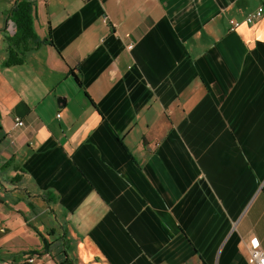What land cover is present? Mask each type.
<instances>
[{"label": "crops", "instance_id": "obj_1", "mask_svg": "<svg viewBox=\"0 0 264 264\" xmlns=\"http://www.w3.org/2000/svg\"><path fill=\"white\" fill-rule=\"evenodd\" d=\"M17 1L0 0V259L264 252V15L242 22L264 0H28L48 42L5 67Z\"/></svg>", "mask_w": 264, "mask_h": 264}, {"label": "trees", "instance_id": "obj_2", "mask_svg": "<svg viewBox=\"0 0 264 264\" xmlns=\"http://www.w3.org/2000/svg\"><path fill=\"white\" fill-rule=\"evenodd\" d=\"M33 4L28 0H18L10 12L11 21L14 24L15 31L8 39V56L2 63L3 66H13L21 64L24 61V53L17 54L10 48H20L26 51L29 44L40 45L48 40L40 41L37 39L33 29ZM33 254V253H32Z\"/></svg>", "mask_w": 264, "mask_h": 264}, {"label": "built area", "instance_id": "obj_3", "mask_svg": "<svg viewBox=\"0 0 264 264\" xmlns=\"http://www.w3.org/2000/svg\"><path fill=\"white\" fill-rule=\"evenodd\" d=\"M264 15V5L259 6L256 10L248 13L243 19V23L251 24L257 19L261 18ZM242 22L230 20L229 21V30L235 31ZM56 117H59V114H56ZM14 126L20 127L22 126V121L19 118H15ZM247 261L249 264H264V252L258 248H250L248 251ZM0 264H36L35 255H27L26 257L20 259L19 261H11V260H2L0 259Z\"/></svg>", "mask_w": 264, "mask_h": 264}]
</instances>
